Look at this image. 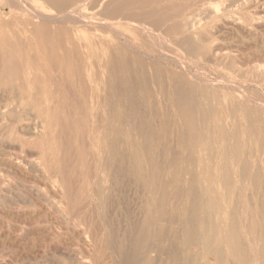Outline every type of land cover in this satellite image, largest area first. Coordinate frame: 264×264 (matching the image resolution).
Masks as SVG:
<instances>
[{"label":"rangeland","instance_id":"1","mask_svg":"<svg viewBox=\"0 0 264 264\" xmlns=\"http://www.w3.org/2000/svg\"><path fill=\"white\" fill-rule=\"evenodd\" d=\"M13 33L23 40L21 46L29 54L21 63L28 68L37 65L42 71L40 82L21 79L16 74L18 57L0 55V264H56L50 258L57 257L62 247L80 256L83 244L75 230L81 228L85 209L79 206L91 194L87 178L99 168L80 164L63 168L62 164L83 160L87 154L97 159L104 153L95 150L101 141L108 164L101 171L117 175L116 191L99 188L98 202L89 211L91 219L95 216L93 227L103 234L106 245L101 253L103 258L109 256L105 262L116 258L121 264L126 258L122 264L133 260L137 264H264V0H1L0 49L15 46ZM56 60L58 71H47ZM54 79L58 88L51 86ZM100 116L104 133L94 126ZM54 157L56 172L66 171L69 177L65 186L49 174L46 159ZM8 159L23 163L31 159L36 168L12 170ZM78 172L82 181L74 183ZM65 187L74 192L78 212L68 214L66 220L74 233L63 234L59 241L57 232L63 224L55 208L61 207L65 197L60 193L68 190ZM149 189L151 201L146 199ZM6 196L18 202L12 204L4 200ZM66 209L64 214L70 212ZM138 227L143 230L139 232Z\"/></svg>","mask_w":264,"mask_h":264},{"label":"bare ground","instance_id":"2","mask_svg":"<svg viewBox=\"0 0 264 264\" xmlns=\"http://www.w3.org/2000/svg\"><path fill=\"white\" fill-rule=\"evenodd\" d=\"M1 1V0H0ZM3 1V3H4V0H2ZM220 4V3H219ZM1 5H3L2 3H1ZM212 5H213V3H212ZM211 5V6H212ZM221 5V4H220ZM14 6V5H13ZM222 6V5H221ZM218 7H219V5H218ZM218 7H216V8H218ZM182 9V8H181ZM219 9H220V7H219ZM13 11V10H12ZM29 11V10H28ZM32 11V10H31ZM30 11V12H31ZM216 11V10H215ZM37 13H40V12H37ZM34 14V13H33ZM190 15V14H189ZM210 15V14H209ZM9 16V15H8ZM36 16H38V14L36 15ZM192 16L193 15H191V17L190 18H192ZM194 16H196V15H194ZM45 17V16H44ZM47 17V16H46ZM49 17V16H48ZM198 17V16H197ZM227 17V16H226ZM40 18H41V16H40ZM43 18V17H42ZM50 18V17H49ZM52 18V17H51ZM50 18V19H51ZM54 18V17H53ZM220 18V17H219ZM11 19V18H10ZM197 19V18H196ZM199 19V18H198ZM201 19V18H200ZM200 19H199V21H200ZM9 20V19H8ZM53 20H55V19H52V21ZM238 21H241V19L239 18V20ZM179 22V21H178ZM185 22V21H184ZM235 22V21H234ZM233 22V23H234ZM201 23V22H200ZM199 23V24H200ZM202 23H203V21H202ZM238 23V22H237ZM193 24H195V23H193ZM184 25V24H183ZM248 25L250 26V24L248 23ZM188 26V25H187ZM197 26V25H196ZM200 26H202V25H200ZM239 26V25H238ZM191 27V26H190ZM240 27V26H239ZM246 27V26H245ZM196 28V27H195ZM200 28V27H199ZM241 28V27H240ZM194 29V28H193ZM247 29V28H246ZM192 30V29H191ZM252 31V30H251ZM15 39H16V43H15V46H13V47H11V48H7L6 46H4V45H2V48L0 49V55H1V57H5V56H9V55H11V56H15V57H18V59H17V61H16V74L18 75V76H20L21 77V79H26L27 80V78L28 79H33V80H36V81H39V78H38V75H39V72L40 71H42L40 68H39V66H37V65H30L29 66V68L28 67H25L22 63H21V60H22V58H25V57H29V54L24 50V48L21 46V43L23 42V40H21L20 38H18V36L15 34L14 35V33H13V35H12ZM36 36V35H35ZM8 41V40H7ZM40 49V48H39ZM47 56V55H46ZM52 57V56H51ZM46 59V58H45ZM44 60V59H43ZM4 61V60H3ZM13 61V60H12ZM47 66H48V63L46 64ZM58 65H59V63H58V61L56 60V61H52V65L51 66H48V68H47V71H50V70H53V69H55V70H57V68H59L58 67ZM15 66V65H14ZM13 66V67H14ZM261 66V65H260ZM263 66V65H262ZM8 67V66H7ZM6 67V68H7ZM10 67V66H9ZM12 67V68H13ZM40 67H42V66H40ZM259 67V66H258ZM5 68V67H4ZM11 68V69H12ZM255 68H257V67H255ZM261 68V67H260ZM1 69V68H0ZM259 69V68H258ZM2 70V69H1ZM46 71V70H45ZM58 71V70H57ZM8 72V71H7ZM101 74V73H100ZM104 74V73H103ZM1 75V74H0ZM102 76H104V75H102ZM55 77V76H54ZM0 78H2V77H0ZM65 78V77H64ZM59 79V78H58ZM58 81V80H57ZM16 82V81H15ZM40 82V81H39ZM56 79H54V81L52 82V84H51V86L52 87H54V88H58L59 87V85H57L56 83ZM65 82V81H64ZM106 82H108V80H106ZM23 83V82H22ZM58 83V82H57ZM68 83V82H67ZM106 85H108V83H106ZM27 86V85H26ZM109 86V85H108ZM107 86V87H108ZM103 87H104V85H103ZM102 87V89H105V88H103ZM115 87V86H114ZM17 88V87H16ZM113 88V87H112ZM25 89V88H24ZM109 89V88H108ZM209 89H211V88H209ZM67 90V89H66ZM206 90V89H205ZM19 91V90H18ZM110 91V90H109ZM202 91V90H201ZM208 91V90H207ZM70 92V91H69ZM87 92H88V90H87ZM199 93V92H198ZM20 94V93H19ZM201 94V93H200ZM111 95V94H110ZM18 96V95H17ZM21 96V95H20ZM203 96V95H202ZM219 96V95H218ZM107 97H109V95L107 96ZM215 97H217V95L215 96ZM114 98V97H113ZM203 98V97H202ZM208 98H210V97H208ZM106 99V98H105ZM222 99H224V98H222ZM115 100V99H114ZM192 100V99H191ZM193 101V100H192ZM196 101V100H195ZM201 101H202V99H201ZM216 101V100H215ZM219 101V100H218ZM107 102V101H106ZM112 102V101H111ZM204 102V101H203ZM209 102V101H208ZM189 103V102H188ZM200 104V103H199ZM215 104V103H214ZM111 105H113V103L111 104ZM188 105V104H187ZM191 105H192V103H191ZM211 105V104H210ZM213 106V105H212ZM106 107V106H105ZM108 107H109V105H108ZM209 107V106H208ZM111 107H109V109H110ZM113 108V107H112ZM115 108V107H114ZM202 108V107H201ZM206 108H207V106H206ZM45 109V108H44ZM52 109H53V107H52ZM212 109V108H211ZM49 110H51L50 108H49ZM117 110H119V109H116V113H117ZM104 111V110H103ZM175 111V110H174ZM178 111V110H177ZM203 111V110H202ZM264 111V110H263ZM13 112V111H12ZM87 112V111H86ZM111 112V111H110ZM182 112H184V111H182ZM14 113V112H13ZM12 113V114H13ZM200 113V112H199ZM252 113V112H251ZM90 114V113H89ZM111 114V113H110ZM178 114V113H177ZM201 114V113H200ZM203 114H205V112H203ZM202 114V115H203ZM229 114H231L230 112H229ZM229 114H228V117H229ZM15 115V114H14ZM37 115V114H36ZM201 115V116H202ZM259 115V114H258ZM109 116V115H108ZM205 116H206V114H205ZM205 116H204V119H202V120H204L205 121ZM208 116V115H207ZM210 116V115H209ZM208 116V117H209ZM232 116V115H231ZM249 116V115H248ZM247 116V117H248ZM207 117V118H208ZM15 118V117H14ZM108 118V117H107ZM114 118V117H113ZM207 118H206V120H207ZM210 118V117H209ZM211 118H212V116H211ZM58 119V118H57ZM110 119V118H109ZM235 120H236V118H234ZM241 119V118H240ZM243 119V118H242ZM111 120V119H110ZM109 120V121H110ZM195 120V119H194ZM197 120H199V119H197ZM86 121V120H85ZM200 121V120H199ZM234 121V120H233ZM248 121V120H247ZM252 121V120H251ZM253 121H254V119H253ZM176 122V121H175ZM229 122H230V120H229ZM258 122V121H257ZM39 123V122H38ZM88 123V122H87ZM113 123V122H112ZM178 123H179V121H178ZM108 124V123H107ZM185 124V123H184ZM39 125V124H38ZM48 125V124H47ZM54 125V124H53ZM204 125H205V123H204ZM229 125V124H228ZM97 129H98V132L99 133H104V129H103V122H102V116H100L97 120H96V124L94 125ZM185 126V125H184ZM202 126V125H201ZM213 126V125H212ZM41 127V126H40ZM53 127V126H52ZM95 127H93V128H95ZM112 127V126H111ZM110 127V128H111ZM200 127V126H199ZM219 127V126H218ZM22 128H23V126H22ZM107 129H108V127H106ZM117 128V127H116ZM205 128V127H204ZM20 129H21V127H20ZM96 129V130H97ZM209 129V128H208ZM254 129V128H253ZM196 130V129H195ZM204 130V129H203ZM206 130V129H205ZM247 130H249V128L247 129ZM252 130V129H251ZM218 131V130H217ZM244 131H246V130H244ZM243 131V132H244ZM254 131V130H253ZM59 132V131H58ZM95 132V131H94ZM252 132V131H251ZM97 133V132H96ZM112 133V132H111ZM187 133V132H186ZM205 133V132H204ZM245 133V132H244ZM34 134V133H33ZM36 134V133H35ZM202 134H203V132H202ZM247 134V133H246ZM253 134H255L254 132H253ZM3 135V134H2ZM86 135V134H85ZM105 135V134H104ZM119 135V134H118ZM203 135H205V134H203ZM232 135V134H231ZM57 136V135H56ZM198 136H199V132H198ZM216 136H218L217 134H216ZM254 136H256V135H254ZM54 137V136H53ZM59 137V136H58ZM85 137V136H84ZM109 137V136H108ZM188 137V136H187ZM228 137V136H227ZM55 138V137H54ZM47 139V138H46ZM49 139V138H48ZM56 139V138H55ZM108 139V138H107ZM209 139H210V137H209ZM247 139V138H246ZM82 140H85V138L83 139V137H82V139H81V141ZM94 140V139H93ZM204 140V139H203ZM211 140V139H210ZM59 141V140H58ZM132 141V140H131ZM217 141V140H216ZM246 141V140H245ZM252 141V140H251ZM4 142V141H3ZM22 142V141H21ZM87 142V141H86ZM109 142V141H108ZM210 142V141H209ZM239 142V141H238ZM237 142V143H238ZM7 143V142H6ZM23 143V142H22ZM83 143V142H82ZM107 143V142H106ZM229 143V142H228ZM244 143V142H243ZM38 144V143H37ZM45 144V143H44ZM85 144H87V143H85ZM115 144V143H114ZM209 144V143H208ZM231 144V143H230ZM257 144H258V142H257ZM12 145V144H11ZM10 145V146H11ZM58 145V144H57ZM108 145V144H107ZM131 145V144H130ZM144 145V144H143ZM183 145V144H182ZM201 145H202V143H201ZM232 145V144H231ZM250 145V144H249ZM60 146V145H59ZM85 146V148L87 147L86 145H84ZM121 146V145H120ZM133 146V145H132ZM207 146V145H206ZM220 146V145H219ZM6 147V146H5ZM147 147V146H146ZM231 147V146H230ZM11 148V147H10ZM142 148V147H141ZM244 148V147H243ZM251 148V147H250ZM2 149V148H1ZM42 149V148H41ZM74 149V148H73ZM146 149V148H145ZM187 149H188V147H187ZM205 149V148H204ZM209 149H210V147H209ZM17 150V149H16ZM95 150L97 151V152H99L100 154H102L103 152L105 153V145L103 144V142L101 141V142H99V144L97 145V147L95 148ZM138 150H140V149H138ZM217 150V149H216ZM2 151V150H1ZM108 151V150H107ZM115 151V150H114ZM116 151H117V149H116ZM5 152V151H4ZM72 152H73V150H72ZM120 152V151H119ZM207 152V151H206ZM220 152V151H219ZM246 152H248V151H246ZM250 152V151H249ZM3 153V152H2ZM74 153V152H73ZM95 153V152H94ZM104 153H103V155H104ZM243 153V152H242ZM1 154V153H0ZM49 154V153H48ZM145 154H146V152H145ZM150 154V153H149ZM194 154V153H193ZM210 154V153H209ZM227 154V153H226ZM246 153H244V155H245ZM248 154V153H247ZM247 154L245 155V156H247ZM15 155V154H14ZM71 155H72V153H71ZM70 155V156H71ZM103 155H101L100 157H97V159L96 158H91V157H88V154H87V156H86V158L85 159H83V160H76V162H73L72 160L71 161H67L66 163H63L62 164V166H63V168H65V167H71V165H76V164H80V166L81 165H85V166H87V167H92V168H94L95 167V169L98 167L99 168V170H97V171H95V172H92V174H90L89 175V177L87 178L88 179V184H89V186H90V188H89V191H91V194H89V196H87V197H89V199L87 200V201H85L84 203H82L81 204V206H79L80 207V209H85L84 210V212H83V215H81V216H83V218L81 219L82 221L80 222V226H81V228L80 229H76L75 230V232H76V234H77V236L79 237V239L82 241V244H83V249L79 252V254H80V256H78L77 255V253L76 252H73V251H71V250H64V248L62 247L59 251H57L58 252V256L57 257H53V258H50V259H52V261L54 260L55 262H57L56 264H108L107 262H105L103 259H107V260H109L107 257H109L107 254L105 255L106 257L105 258H103V255H102V253L101 252H103L102 251V249H103V247H105V241H104V238H103V234H98L97 233V229H95L94 227H93V224H92V220L94 219V213H93V219H91V215H90V213H89V211H90V209L91 208H93L92 206L94 205V204H96V201H97V190L100 188V189H102V188H104L103 186H105V188H107V191H108V189L109 190H111V189H113V188H115L114 186H115V184H116V180H115V176L117 177V175H111V174H103L102 173V171L101 170H104V169H106V166H108V164L106 163V161L107 160H105L104 159V157H103ZM107 155H111V154H107ZM154 155V154H153ZM156 155V154H155ZM170 155V154H169ZM195 155V154H194ZM206 155V154H205ZM230 155V154H229ZM2 156V155H1ZM7 156H8V154H7ZM16 156V155H15ZM19 156V155H18ZM99 156V155H98ZM192 156V155H191ZM190 156V157H191ZM250 156V155H249ZM13 157V156H12ZM26 157V156H25ZM109 157V156H108ZM116 157V156H115ZM162 157V156H161ZM194 157V156H193ZM198 157V156H197ZM196 157V158H197ZM20 158V157H19ZM28 158H30V157H28ZM105 158H106V156H105ZM195 158V157H194ZM233 158V157H232ZM11 159V158H10ZM10 159H8L7 161H6V163L10 166V167H12V168H14V169H12V170H16V171H19V172H21V171H23V169L26 167V166H29V168L31 169H35L36 168V164H34V163H31L30 162V160L31 159H33V158H31L30 160H29V162H27V163H23V161L22 160H20V159H17V160H15V161H13V160H10ZM16 159V158H15ZM26 159V158H25ZM37 159V158H36ZM60 159H62V158H60ZM66 159H67V157H66ZM65 159V160H66ZM77 159V158H76ZM129 159V158H128ZM161 159V158H160ZM163 159V158H162ZM178 159V158H177ZM183 159V158H182ZM249 159V158H248ZM38 160V159H37ZM63 160V159H62ZM120 160V159H119ZM118 160V161H119ZM142 160H144V159H142ZM180 160V159H179ZM186 160V159H185ZM215 160V159H214ZM242 160V159H241ZM46 161H48V163L50 164L49 165V174H51V176L54 178V181H57V182H60V184L63 186H65V184H66V181L69 179V177L66 175V174H64V173H66V171L64 172V171H57L56 172V167L58 166V163H57V160L55 159V157L54 158H48V160L46 159ZM134 161V160H133ZM217 161H219V160H217ZM233 161H234V159H233ZM250 161V160H249ZM1 162V161H0ZM4 162V161H3ZM26 162V161H25ZM127 162V161H126ZM180 162V161H179ZM182 162H184V159H183V161ZM185 163V162H184ZM189 163H190V161H189ZM220 163V162H219ZM218 163V164H219ZM107 164V165H106ZM119 164V163H118ZM131 164V163H130ZM155 164V163H154ZM191 164V163H190ZM194 164V163H193ZM263 164V163H262ZM125 165V164H124ZM146 165V164H145ZM61 166V167H62ZM97 166V167H96ZM116 166H118V165H116ZM134 166H135V164H134ZM186 166V165H185ZM184 166V167H185ZM218 166H220V165H218ZM233 166V165H232ZM259 166V165H258ZM78 167H79V165H78ZM191 167V166H190ZM195 167V166H194ZM115 168V167H114ZM119 168V167H118ZM219 168V167H218ZM231 168V167H230ZM8 169V168H7ZM152 169H153V167H152ZM238 169H239V167H238ZM37 170V169H36ZM91 171L93 170V169H90ZM90 170H87V171H90ZM114 169H112V171H111V173L112 172H114L113 171ZM195 170V169H194ZM206 170V169H205ZM217 170V169H216ZM243 170H245V169H243ZM11 171V170H10ZM32 172L34 171V170H31ZM40 171V170H39ZM138 171V170H137ZM142 171V170H141ZM188 171V170H187ZM191 171H193V170H191ZM201 171V170H200ZM68 172V171H67ZM166 172H168V171H166ZM182 172V171H181ZM245 172V171H244ZM252 172V171H251ZM14 173V172H13ZM70 173V172H69ZM68 173V174H69ZM106 173V172H105ZM110 173V172H109ZM115 173H117V172H115ZM135 173V172H134ZM154 173H155V170H154ZM20 174V173H19ZM27 174V173H26ZM164 174H166V173H164ZM191 174H192V172H191ZM217 174V173H216ZM230 174V173H229ZM239 174V173H238ZM255 173H253V175H254ZM25 175V174H24ZM128 175H130L129 173H128ZM171 175V174H170ZM241 175V174H240ZM239 175V176H240ZM252 175V176H253ZM26 176V175H25ZM50 176V177H51ZM124 176V175H123ZM169 176V175H168ZM179 176V175H178ZM191 176V175H190ZM214 176V175H213ZM241 176H243V175H241ZM22 177V176H21ZM130 177V176H129ZM193 177V176H192ZM216 177V176H215ZM214 177V178H215ZM248 177H249V175H248ZM44 178V177H43ZM42 178V179H43ZM119 178V177H118ZM155 178V177H154ZM164 179L166 178V176L165 177H163ZM163 178L161 177V179L163 180ZM181 178H182V176H181ZM200 178V177H199ZM231 178V177H230ZM242 178V177H241ZM166 179H168V177L166 178ZM170 179V178H169ZM168 179V180H169ZM183 179V178H182ZM253 179V178H252ZM251 179V180H252ZM255 179H256V177H255ZM19 180V179H18ZM46 180V179H45ZM44 180V181H45ZM118 180V179H117ZM120 180V179H119ZM118 180V181H119ZM239 181H240V179H238ZM243 180V179H242ZM21 181V180H20ZM41 181V180H40ZM68 181H70V180H68ZM80 181H82V178H81V176H80V173L78 172L75 176H73V182L75 183V182H80ZM125 181H126V179H125ZM131 181V180H130ZM154 181H155V179H154ZM169 181H171V180H169ZM192 181V180H191ZM226 181V180H225ZM224 181V182H225ZM72 182V181H71ZM72 182V183H73ZM22 183V182H21ZM20 183V184H21ZM48 183V182H47ZM73 183V184H74ZM149 183V182H148ZM147 183V184H148ZM151 183V182H150ZM159 183V182H158ZM164 183V182H163ZM168 183V182H167ZM171 183V182H170ZM173 183V182H172ZM254 183H255V181H254ZM254 183H252V184H254ZM263 183V182H262ZM78 184V183H77ZM97 184V185H96ZM118 184H120L119 182H118ZM121 184H122V181H121ZM120 184V185H121ZM166 184V183H165ZM216 184V183H215ZM229 184V183H228ZM231 184V183H230ZM229 184V185H230ZM130 185V184H129ZM128 185V186H129ZM132 185V184H131ZM155 185V184H154ZM163 185V184H162ZM263 185V184H262ZM1 186V185H0ZM49 186V185H48ZM67 186V185H66ZM119 186V185H118ZM156 186V185H155ZM172 186V185H171ZM184 186H185V184H184ZM201 186V184L199 185V187ZM264 186V185H263ZM71 187H73L72 186V184H71ZM83 187V186H82ZM120 187V186H119ZM127 187V186H126ZM153 187V186H152ZM162 187V186H161ZM239 187V186H238ZM252 187V186H251ZM37 188H39V187H37ZM49 188V187H48ZM51 188V187H50ZM55 188V187H54ZM57 188V187H56ZM66 188V187H65ZM80 188V187H79ZM122 188V187H121ZM134 188V187H133ZM164 188V187H163ZM168 188H170V187H168ZM184 188V187H183ZM202 188V187H201ZM204 188V187H203ZM34 189V188H33ZM66 189H68V188H66ZM71 188L69 187V189L68 190H65L64 192L62 191H60L61 193L60 194H62V195H64V199L62 200V201H60V206L61 207H59V206H57L56 208H61V209H56L55 208V210H56V212H57V216L59 217V219H60V222L63 224V227H62V229L60 230V231H58L57 232V236L59 237V241L61 240L60 239V236H63V234H64V236H65V234H73L74 233V228H70L69 226H68V224H67V222H66V220H67V216H68V214H70V213H73V212H78V211H76V208L74 207L75 206V202H74V199H73V194H74V192L73 191H71L70 190ZM81 189V188H80ZM86 189V188H85ZM140 189H142V187L140 188ZM193 189V188H192ZM240 189V188H239ZM31 190V189H30ZM57 190H58V188H57ZM72 190H73V188H72ZM104 190V189H103ZM120 190V189H119ZM119 190H117V191H119ZM127 190V189H126ZM132 190V189H131ZM143 190V189H142ZM156 190V189H155ZM169 190V189H168ZM187 190V189H186ZM189 190V189H188ZM197 190V189H196ZM262 190V189H261ZM1 191V190H0ZM35 191V190H34ZM46 191V190H45ZM44 191V192H45ZM75 191V190H74ZM115 191H116V188H115ZM122 192H123V190H121ZM136 191V190H135ZM164 191V190H163ZM206 191V190H205ZM237 191H239L238 189H237ZM240 191H241V189H240ZM8 192V191H7ZM82 192V191H81ZM84 192V191H83ZM121 192V193H122ZM141 192V191H140ZM157 192V191H156ZM167 192V191H166ZM263 192V191H262ZM39 193H41L40 191H39ZM100 193V192H99ZM139 193V192H138ZM146 193V199L147 200H150L149 198H151L152 199V192H151V190L149 189L148 190V192H145ZM144 193V194H145ZM162 193V192H161ZM170 193V192H169ZM190 193V192H189ZM196 193H197V191H196ZM9 194V193H8ZM11 194H12V192H11ZM42 194V193H41ZM48 194V193H47ZM76 194V193H75ZM80 194V193H79ZM103 194V193H102ZM107 194V193H106ZM113 194V193H112ZM114 194H115V192H114ZM119 194V193H118ZM129 194V193H128ZM132 193H131V191H130V195H131ZM191 194V193H190ZM189 194V198L191 197V195ZM193 194V193H192ZM198 194V193H197ZM201 194H202V192H201ZM255 194V193H254ZM33 195V194H32ZM44 195V194H43ZM42 195V196H43ZM57 195V194H56ZM62 195H58V197L59 196H62ZM68 195H69V197H68ZM110 195V194H109ZM140 195V194H139ZM262 195V194H261ZM16 196V195H15ZM27 196V195H26ZM25 196V197H26ZM35 196V195H34ZM40 198H42V196L41 195H38ZM99 196V195H98ZM115 196V195H114ZM120 196H121V194H120ZM144 197H145V195H143ZM142 196V197H143ZM194 196H195V194H194ZM2 197H3V194H2ZM28 197V196H27ZM38 197V198H39ZM77 197V196H76ZM86 197V196H85ZM105 197H107V196H105ZM118 197H119V195H118ZM195 197H198V196H195ZM194 197V198H195ZM201 197H203V196H201ZM212 197H214L215 198V196H212ZM5 199L4 200H7V201H10L12 204H16L17 202H18V200L17 199H15V198H12V197H9V196H6V197H4ZM24 198V197H23ZM35 198V197H34ZM78 198V197H77ZM103 198V197H102ZM110 198H112V197H110ZM121 198V197H120ZM138 198H139V196H138ZM204 198V197H203ZM22 199V198H21ZM53 199H54V197H53ZM56 199V198H55ZM61 199V198H60ZM119 199V198H118ZM122 199V198H121ZM160 199V198H159ZM239 199V198H238ZM23 200V199H22ZM30 200V199H29ZM36 200V199H35ZM82 200V199H81ZM99 200V199H98ZM101 200V199H100ZM127 199L125 198V201H126ZM144 200H145V198H144ZM147 200H146V202L145 203H149V202H147ZM155 200V199H154ZM169 200V199H168ZM195 200V199H194ZM203 200V199H202ZM20 201V200H19ZM27 201V200H26ZM32 201V200H31ZM40 201V200H39ZM45 201H46V199H45ZM48 201V200H47ZM76 201V200H75ZM109 201H110V199H109ZM108 201V202H109ZM124 201V202H125ZM137 201H138V199H137ZM151 201V200H150ZM156 201V200H155ZM204 201H206V200H204ZM207 201H209V200H207ZM234 201V200H233ZM237 201V200H236ZM1 202V201H0ZM25 202V201H24ZM23 202V203H24ZM36 201H34V203H35ZM98 202V201H97ZM103 202V201H102ZM105 202H107V201H105ZM112 202V201H111ZM116 202V201H115ZM114 202V203H115ZM121 201H119V203H120ZM134 202V201H133ZM142 202H144V201H142ZM167 202V201H166ZM189 202V201H188ZM191 202H192V199H191ZM203 202V201H202ZM218 202V201H217ZM19 203H21V202H19ZM29 203V202H28ZM32 203V202H31ZM30 203V204H31ZM157 203V202H156ZM162 203V202H161ZM169 203V202H168ZM219 203V202H218ZM222 203V202H221ZM226 203V202H225ZM42 204V203H41ZM51 204V203H50ZM98 204V203H97ZM112 204V203H111ZM117 204V203H116ZM120 204H124V203H120ZM139 204V203H138ZM162 204H164V202L162 203ZM188 204V203H187ZM195 204V203H194ZM220 204V203H219ZM223 204V203H222ZM227 204V203H226ZM252 204V203H251ZM2 205V204H1ZM57 205H58V202H57ZM101 204H99V206H100ZM133 205H134V203H133ZM132 205V206H133ZM136 205V204H135ZM144 205V204H143ZM143 205H142V207H143ZM161 205V204H160ZM196 205V204H195ZM194 205V206H195ZM204 205V204H203ZM202 205V206H203ZM208 205V204H207ZM223 205H225V204H223ZM258 205H260L259 203H258ZM8 206V205H7ZM36 206H37V204H36ZM40 206V208H41V205H39ZM43 206V205H42ZM54 206V205H53ZM123 206V205H122ZM126 206H127V204H126ZM145 206H146V204H145ZM144 206V207H145ZM148 206V205H147ZM190 206V205H189ZM188 206V207H189ZM205 206V205H204ZM208 206H211V205H208ZM10 207V206H9ZM38 207V206H37ZM69 208V213H66V214H64V212H63V210H66V212H67V209L66 208ZM125 207V206H124ZM124 207H122V208H124ZM130 207V206H129ZM136 207V206H135ZM134 207V208H135ZM191 207V206H190ZM196 207H198V206H196ZM228 207V206H227ZM251 207H252V205H251ZM15 208V207H14ZM48 208V207H47ZM107 208H109V206L107 207ZM112 208V207H111ZM113 208H115V204H114V206H113ZM139 208V207H138ZM155 208H157L158 209V207H155ZM194 208V207H193ZM192 208V209H193ZM233 208V207H232ZM97 209V208H96ZM129 209H131V207L129 208ZM128 209V210H129ZM148 209V208H147ZM146 209V207H145V209L144 210H147ZM154 209V208H153ZM212 209V208H211ZM214 209V208H213ZM238 209H239V207H238ZM11 210V209H10ZM27 210V209H26ZM54 210V209H53ZM79 210V209H78ZM111 210V209H110ZM113 210V209H112ZM188 210V209H187ZM198 210H200V209H198ZM9 211V210H8ZM44 211V210H43ZM92 211H93V209H92ZM118 210H116V212H117ZM125 211V210H124ZM127 211V210H126ZM129 211H131V210H129ZM134 211V210H133ZM139 211H140V209H139ZM159 211V210H158ZM196 211V210H195ZM19 212V211H18ZM23 212V211H22ZM21 212V213H22ZM35 212V211H34ZM46 212H48L47 210H46ZM50 212V211H49ZM100 212V211H99ZM103 212V211H102ZM108 212H109V209H108ZM120 212V211H119ZM119 212H117V213H119ZM147 212V211H146ZM164 212H165V210H164ZM190 212V211H189ZM199 212V211H198ZM203 212V211H202ZM237 212V211H236ZM26 213V212H25ZM28 213V212H27ZM30 213V212H29ZM33 213V212H32ZM36 213H37V211H36ZM111 213H113V211L111 212ZM131 213V212H130ZM130 213L129 214H127V216L128 215H130ZM137 214H138V211L136 212ZM217 214H219V212H216ZM233 213H234V211H233ZM262 213V212H261ZM10 214H12V213H10ZM13 214H15V213H13ZM24 214V213H23ZM31 214V213H30ZM51 214V213H50ZM76 214H78V213H76ZM92 214V213H91ZM102 214V213H101ZM105 214V213H104ZM103 214V215H104ZM107 214H109V213H107ZM121 214V213H120ZM159 214H161V213H159ZM188 214V213H187ZM190 214V213H189ZM17 217H18V213L17 214H15ZM27 215V214H26ZM72 215H74V213L72 214ZM95 215H96V213H95ZM99 215V214H98ZM97 215V216H98ZM121 215H123V214H121ZM164 215V214H163ZM195 215V214H194ZM193 215V216H194ZM37 216H38V214H37ZM39 216H40V214H39ZM42 216V215H41ZM106 216V215H105ZM111 216V215H110ZM131 216V215H130ZM130 216H128V219H129V217ZM141 216V215H140ZM139 216V219L141 218ZM144 216V215H143ZM151 216V215H150ZM166 216V215H165ZM165 216H164V218H165ZM190 216V215H189ZM212 216V215H211ZM12 217H13V215H12ZM23 217V216H22ZM21 217V218H22ZM31 217H33V216H31ZM72 217V216H71ZM75 217V216H74ZM109 217V216H108ZM118 217H119V214H118ZM133 217V216H132ZM131 217V218H132ZM136 217H137V215H136ZM145 217H146V213H145ZM147 217H148V215H147ZM195 217V216H194ZM193 217V218H194ZM202 217V216H201ZM213 217V216H212ZM15 218V217H14ZM25 218V217H24ZM77 218V217H76ZM75 218V219H76ZM81 218V217H80ZM99 218H100V216H99ZM101 218H102V216H101ZM209 218V217H208ZM264 218V217H263ZM20 219V218H19ZM18 219V220H19ZM44 219V218H43ZM48 219V218H47ZM53 219V218H52ZM109 219V223H110V218H108ZM122 219V218H121ZM136 219V218H135ZM134 219V220H135ZM211 219V218H210ZM233 219V218H232ZM22 220H24V219H22ZM31 220V219H30ZM50 220V216H49V219H48V221ZM72 220H74L73 218H72ZM130 220V219H129ZM133 219H131L130 221H132ZM146 220V219H145ZM144 220V223H146V221ZM154 220V219H153ZM189 220H190V217H189ZM209 220V219H208ZM213 220V219H212ZM20 221V220H19ZM26 221V220H25ZM28 221V220H27ZM33 221V220H32ZM36 221V220H35ZM46 221V220H45ZM53 221V220H52ZM119 221H121V220H119ZM193 220H191L190 221V223L192 222ZM195 221V220H194ZM198 221V220H197ZM201 221V220H200ZM202 221H203V219H202ZM233 221V220H232ZM18 222V221H17ZM41 222V221H40ZM58 222V221H57ZM100 222H102V220H100ZM104 222H106V221H104ZM122 222V221H121ZM121 222H119L121 225L120 226H122L123 224L121 223ZM136 221H134V223H135ZM139 222H140V220H139ZM151 222V221H150ZM212 222V221H211ZM29 223H31V222H29ZM33 223V222H32ZM56 223V222H55ZM75 223V222H74ZM107 223H108V221H107ZM114 223V222H113ZM131 223V222H130ZM152 223H153V221H152ZM156 223V222H155ZM234 223V222H233ZM232 223V224H233ZM37 224V223H36ZM103 224V223H102ZM137 224H139L138 222H137ZM143 224V223H142ZM154 224V223H153ZM194 224V223H193ZM197 224V223H196ZM200 224H201V222H200ZM16 225V224H15ZM104 225H106L107 226V224H104ZM111 225H113V224H111ZM117 224H115L114 226H116ZM126 225H128V224H126ZM131 225V224H130ZM134 225H136V223L134 224ZM158 225V224H157ZM157 225H156V227H157ZM203 225V224H202ZM205 225H206V220H205ZM214 225H215V223H214ZM28 226V225H27ZM94 226H96V222H95V225ZM98 226H100V225H98ZM103 226V225H102ZM113 226V227H114ZM133 226V225H132ZM141 226V225H140ZM143 226V225H142ZM141 226V227H142ZM148 226H149V224H148ZM155 226V225H154ZM212 226V225H211ZM16 227V226H15ZM60 227V226H59ZM76 227V226H75ZM105 227V226H104ZM119 227V226H118ZM123 227V226H122ZM134 227L135 226H133V228L132 229H134ZM137 227V226H136ZM147 227V226H146ZM146 227H144V229L146 228ZM190 227H192V225L190 226ZM189 227V228H190ZM198 227V226H197ZM103 228V227H102ZM106 228V227H105ZM138 228H140V227H138ZM153 228H155V227H153ZM152 228V229H153ZM200 228V227H199ZM204 228V232H205V227H203ZM13 229V228H12ZM11 229V230H12ZM43 229V228H42ZM49 229H50V227H49ZM57 229V228H56ZM111 229V228H110ZM114 229H116L115 227H114ZM118 229V228H117ZM122 229V228H121ZM128 229V228H127ZM141 229L142 228H140V231H139V229H137L139 232H141ZM213 229L215 230V228L213 227ZM236 229V228H235ZM247 229V228H246ZM10 230V231H11ZM35 230V229H34ZM44 230V229H43ZM54 229H52V231H53ZM106 230V229H105ZM104 230V231H105ZM107 230H108V228H107ZM106 230V231H107ZM143 230V229H142ZM148 230V229H147ZM225 230V229H224ZM14 231V230H13ZM45 231H46V229H45ZM101 231V230H100ZM115 231H117V230H115ZM122 230H120V232H121ZM126 231V230H125ZM133 231V230H132ZM145 231V230H144ZM187 233H191V232H189V230L187 229ZM210 231H212V230H210ZM4 232H5V230H4ZM16 232V231H15ZM35 232H37V231H35ZM42 232V231H41ZM110 233L111 232H113V231H109ZM109 232H107V234L109 233ZM119 232V233H120ZM127 232V231H126ZM126 232H125V234H126ZM136 232V231H135ZM149 232V231H148ZM151 232V231H150ZM194 232H196V231H194ZM2 233V232H1ZM8 233V232H7ZM115 232H113V234H114ZM143 233V232H142ZM145 233H146V231H145ZM213 233L215 234V231H213ZM217 233V232H216ZM237 233H239V232H237ZM249 233V232H248ZM14 234V233H13ZM12 234V235H13ZM30 234V233H29ZM67 234V235H68ZM117 234V233H116ZM116 234H114L115 236H116ZM121 234V233H120ZM138 234V233H137ZM205 234V233H204ZM9 235H11V234H9ZM71 235H69L70 236V238H72L71 237ZM123 235V234H122ZM128 234H126V236H127ZM136 235V234H135ZM139 235V234H138ZM147 235H148V233H147ZM216 235V234H215ZM15 236V235H14ZM108 236V235H107ZM112 236V235H111ZM111 236L110 237H107V239L109 240L110 238H111ZM149 236V235H148ZM188 236H190V235H188ZM194 236V235H193ZM4 237H6V236H4ZM27 237V236H26ZM118 237H119V235H118ZM145 237V236H144ZM186 237V236H185ZM191 237V236H190ZM190 237L188 238V239H190ZM48 238V237H47ZM112 238H114V236H112ZM194 238V237H193ZM217 238V237H216ZM253 238V237H252ZM251 238V239H252ZM49 239V238H48ZM67 239V238H66ZM115 239H117L116 237H115ZM115 239H114V241H115ZM123 238L121 237V239L120 240H122ZM139 239H140V237H139ZM138 239V240H139ZM141 239H143V238H141ZM140 239V240H141ZM196 239V238H195ZM206 239V238H205ZM254 239V238H253ZM15 239H13V241H14ZM62 240H64V238H62ZM70 240V239H69ZM129 240V239H128ZM146 240V239H145ZM150 240V239H149ZM184 240H186V238L184 239ZM216 240V239H215ZM223 240V239H222ZM19 241V240H18ZM31 241H32V239H31ZM117 241H119V240H117ZM143 241V240H142ZM148 241V240H147ZM146 241V242H147ZM190 241V240H189ZM191 241H194V239L192 240L191 239ZM190 241V242H191ZM197 241V240H196ZM195 241V242H196ZM15 242V241H14ZM17 242V241H16ZM15 242V243H16ZM23 242V241H22ZM42 242V241H41ZM65 242V241H64ZM72 242V241H71ZM116 242V241H115ZM120 242H122V241H120ZM128 242V241H127ZM130 242V244H131V241H129ZM186 242V241H185ZM245 242V241H244ZM14 243V244H15ZM33 243V242H32ZM31 243V244H32ZM47 243V242H46ZM143 243V242H142ZM169 243V242H168ZM167 243V244H168ZM193 243V242H192ZM216 243V242H215ZM258 243V242H257ZM18 244V243H17ZM68 244V243H67ZM108 244H110L109 242H108ZM115 244V243H114ZM123 244V243H122ZM125 244V243H124ZM123 244V245H124ZM138 244V243H137ZM136 244V246H138ZM141 244V243H140ZM189 244H191V243H189ZM188 244V245H189ZM201 244H203V243H201ZM217 244V243H216ZM215 244V245H216ZM245 244V243H244ZM11 245V244H10ZM23 245V244H22ZM71 245V244H70ZM74 245V244H73ZM143 245H146L145 243H143ZM164 245H166V244H163V246ZM212 245V244H211ZM217 245H219V244H217ZM243 245V244H242ZM249 245V244H248ZM24 246L25 247H30V246H26L25 244H24ZM58 246V245H57ZM65 246V245H64ZM114 246H116V245H114ZM127 246V245H126ZM214 246V245H213ZM223 246V245H222ZM16 247H17V245H16ZM37 247V246H36ZM60 247H61V245H60ZM111 249H112V247L111 246H109ZM124 247V246H123ZM130 247V246H129ZM139 247V246H138ZM142 247V246H141ZM148 247V246H147ZM155 247V246H154ZM165 247V246H164ZM56 248V247H55ZM106 248H107V246H106ZM116 248V247H115ZM119 248L120 247H118V250H119ZM135 248V247H134ZM152 248V247H151ZM150 247H149V249H151ZM186 248V247H185ZM184 248V249H185ZM204 248V247H203ZM214 248V247H213ZM4 249H5V247H4ZM28 249H30V248H28ZM105 249V248H104ZM127 249V248H126ZM135 249H137V248H135ZM147 249V248H146ZM145 249V251H147ZM198 249V248H197ZM196 249V250H197ZM206 249H207V247H206ZM205 249V250H206ZM216 249V248H215ZM106 250V249H105ZM114 250V249H113ZM112 250V251H113ZM124 250V249H123ZM138 250V249H137ZM137 250H133V251H137ZM141 250V249H140ZM210 250V249H209ZM214 250V249H213ZM221 250H222V248H221ZM17 251V250H16ZM24 251V250H23ZM108 251V250H107ZM125 251V250H124ZM124 251H122L121 250V253L122 252H124ZM154 251V250H153ZM200 251V250H199ZM216 251V250H215ZM214 251V252H215ZM241 251V250H240ZM244 251L245 250H243V253H244ZM14 252V251H13ZM21 252V251H20ZM37 252V251H36ZM35 251H34V254L36 253ZM39 252V251H38ZM41 252V251H40ZM105 252V251H104ZM117 252V251H116ZM125 252H127V251H125ZM139 252V251H138ZM137 252V253H138ZM144 252V251H143ZM150 252V251H149ZM185 252V251H184ZM195 252V251H194ZM210 252V251H209ZM19 253V252H18ZM29 253V252H28ZM32 253V252H31ZM110 253V252H109ZM108 253V254H109ZM113 253V252H112ZM121 253H120V255H121ZM132 253V252H131ZM136 252H134L133 253V255L132 256H134V254H135ZM146 253V252H145ZM220 253H221V251H220ZM253 253V252H252ZM24 254H25V252H24ZM23 254V255H24ZM37 254V253H36ZM35 254V255H36ZM124 254V253H123ZM126 254V253H125ZM143 254V253H142ZM147 254H149V253H147ZM151 254H152V252H151ZM151 254H149V256L151 255ZM223 254V253H222ZM247 254V253H246ZM39 255V254H38ZM112 254H110V256H111ZM138 255V254H137ZM186 255H187V253H186ZM221 255V254H220ZM230 255V254H229ZM259 255V254H258ZM34 256V255H33ZM117 255L115 254V257H116ZM131 255H130V257L131 258H133ZM152 256H153V254H152ZM152 256L150 257V258H148L149 260H151V258H152ZM212 256V255H211ZM219 256V255H218ZM223 256H224V254H223ZM47 257V256H46ZM113 257H114V254H113ZM123 257V256H122ZM125 257V256H124ZM123 257V258H124ZM135 257V256H134ZM139 258V256H136L134 259H136V261L138 260V258ZM142 257V256H141ZM144 257V256H143ZM145 257H146V254H145ZM148 257V256H147ZM155 257V256H154ZM158 257H160V256H158ZM195 257V256H194ZM216 257H217V255H216ZM261 257V256H260ZM264 257V256H263ZM21 258V257H20ZM131 258H130V260H131ZM156 258H157V256H156ZM180 258V257H179ZM217 258H219V257H217ZM33 259V258H32ZM49 259V258H48ZM111 259H112V257H111ZM142 259V258H141ZM145 259H147V258H145ZM155 259V258H154ZM154 259H153V262H155L156 260H159V258H157L155 261H154ZM165 259H166V257H165ZM167 259H170V257L168 258L167 257ZM167 259H166V261H167ZM245 259V258H244ZM258 259V258H257ZM20 260V259H19ZM34 260V259H33ZM122 260H125V262H126V258L125 259H121V264H122ZM144 260V259H143ZM164 259H162V260H160V261H163ZM177 260V259H176ZM184 260H185V258H184ZM205 260V259H204ZM128 261V260H127ZM135 260H133V261H131L130 263L131 264H137L138 262H136V263H133ZM219 261V260H218ZM230 261V260H229ZM254 261V260H253ZM9 262H10V260H9ZM51 262V261H50ZM125 262H123L124 264H125ZM150 262V261H149ZM159 262V261H158ZM164 262V261H163ZM162 262V263H163ZM167 262H170V261H167ZM180 262V261H179ZM43 263H45V262H43ZM129 263V264H130ZM155 263H157V262H155ZM159 263H161V262H159ZM166 263V262H165ZM184 263V262H183ZM189 263V262H188ZM187 263V264H188ZM229 263V262H228ZM233 263V262H232ZM110 264H119L118 263V261H117V259L116 258H113V260H112V263H110ZM154 264V263H153ZM164 264V263H163ZM179 264H181V263H179ZM219 264V263H218ZM235 264V263H234Z\"/></svg>","mask_w":264,"mask_h":264}]
</instances>
